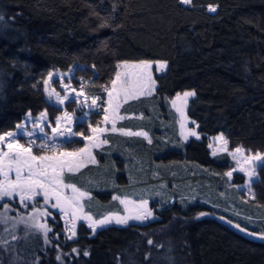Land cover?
<instances>
[{"label": "trees", "instance_id": "16d2710c", "mask_svg": "<svg viewBox=\"0 0 264 264\" xmlns=\"http://www.w3.org/2000/svg\"><path fill=\"white\" fill-rule=\"evenodd\" d=\"M140 60H163L168 67L161 74L154 71L158 86L152 96L122 106L123 113L142 117L131 125L121 122V127L153 135L151 143L135 137L125 145L129 151L145 155L159 168L185 161L218 176L234 163L227 154L210 155L208 136L224 134L231 144L264 150V0H0V133L14 130L28 112L47 110L53 123L62 108L45 99L44 80L53 69L78 65L74 82L86 80V92L100 98L98 109L74 125V132L88 137L103 121L104 89L112 87L118 64ZM184 91L195 92L187 115L202 137L191 138L183 149L160 147L157 118L167 119L166 112H174L168 107L170 98ZM74 107L66 105L70 111ZM121 138L110 134L109 145L95 151L96 165L64 175L65 181L91 193L85 206L96 218L121 212L113 195L131 186L128 161L114 150L124 149ZM84 145L83 138L73 137L60 149ZM258 175L252 201L264 208V167ZM243 180L239 174L234 178L236 183ZM181 196L152 201L159 218L145 224L110 225L91 236L80 223L78 237L65 244L52 233L48 244L40 234L19 236L5 260L9 263L13 252L19 258L15 264H264V238L235 227L264 236V215L251 214L255 219L249 220L256 223L251 225L200 199ZM49 220L58 232L62 225ZM1 232L0 227V238Z\"/></svg>", "mask_w": 264, "mask_h": 264}, {"label": "rangeland", "instance_id": "374dc122", "mask_svg": "<svg viewBox=\"0 0 264 264\" xmlns=\"http://www.w3.org/2000/svg\"><path fill=\"white\" fill-rule=\"evenodd\" d=\"M142 61L151 62L152 67L148 71L150 72L151 80L154 81V83L146 78L147 74H145L142 67H140ZM160 63H165L166 68L160 70ZM78 67L80 66L73 65L67 71L53 69L44 80L45 99L47 102L62 108L61 113L58 114L53 120L54 122L51 123V127L48 126V123L51 121L47 110H41L35 115L28 112L23 120L17 124L14 130L0 133V135H5L8 132L16 133L15 138L26 148L30 147L33 155H43L48 157L55 156L57 159L61 160L73 159L71 157H64L62 153L78 152L80 149L61 150L60 145L64 141H67L65 137L61 136L56 138L55 152L49 151L48 148L41 149L38 145L43 143L46 139L51 143V140L55 135L52 133L51 128L56 127L55 121L58 118L60 119L59 131H63L67 126L74 132V125L77 121L88 119L90 114L98 109L100 98L96 100L95 104H93V98L98 96L86 92L85 87L88 82L82 78H77V81H79L78 84L74 82L75 71ZM167 67L168 63L163 60L120 62L118 64L120 78L117 80L116 75L114 80L116 81L115 88L119 90L122 85L126 87L129 93L127 100L123 99V93L120 98H117L116 92H113L112 104L109 105L107 103V93L106 108L108 111L106 114L108 115V120L105 121L103 118L101 124L93 127L97 128V132L93 133V128H91L89 135L98 137V139L89 140L82 135L74 136L85 140V145L81 149H87L90 151L96 162H91L87 151L80 153L75 159L83 161L84 166L75 169L72 172H68L67 169H65L63 172V180L66 173L78 172L88 165H96L98 160L95 151L98 149L102 150L109 145L110 134L123 135L124 138L121 139H123L124 149L119 146V148L116 147L114 150L117 154L123 156L128 161V163L125 164V167H129L130 169L128 171L131 186L127 187V190L113 195V199L120 203L122 211L105 212L102 217H94L92 213L86 210L85 206V202L91 199V193L88 190L78 187L76 184L74 185L80 191L86 192L87 195L80 198L78 202L71 201V197L73 196L72 189L70 187L64 188L63 198H66L68 203H64V199H62V203L67 209V215L62 213L58 208L52 207V204L55 203V197L50 198L49 202L45 203L43 196H36L32 201L26 200L24 204L19 202L18 197H13L11 199L5 198L0 201V205H6V207L0 206V227L2 228V235L0 238V264H15V262L19 261V258L13 252V254L11 253L9 255L10 262L8 263L7 260H5L8 257V253L11 252L10 249L12 247L14 248L19 236L25 237L27 235L40 234L45 241L47 240L49 243H52L50 241V235L52 233L57 240H60L62 244H65L66 241H71L78 237L77 230L80 223H84L87 226L91 236L95 235L101 228L110 225L125 226L131 223L145 224L159 218L154 212V208H151L150 206L152 201L155 202L156 200H159L160 202L157 201L158 203H164L177 194L182 195L180 199L184 196L190 201L200 199L201 201L209 203L212 207H217L216 209L235 215L239 219H244V221H251V225H256L254 220H249L255 219L250 215H264V208L258 207L252 201L255 196L253 183L259 179L258 169L260 165L264 163V159L254 160L253 157L257 154L264 157V150L252 151L250 148H246L241 144H231L227 136L224 134L208 136V149L210 155L212 157L223 158V155L227 154L234 163L233 167L226 173L216 176L215 172L211 170L185 161L173 163L169 166L164 165L159 168V163L148 161L145 155L131 152L125 146L127 143H133L134 141L132 139L135 137L143 138L147 143L153 141V135L150 131L143 128L133 129V127H121V122L129 120L132 121L130 122L131 125L137 123L136 121H133L134 119L142 117V114L123 113L122 106L125 103L140 97L152 96L156 92L158 86L154 78V71L161 74L166 72ZM81 87H83L82 92ZM150 89L151 92L149 93ZM111 90H113V85L109 91ZM186 92L193 91H184L170 98L168 107L170 110L174 111V116L173 113L169 114V112H166V115H169L167 119L164 116L157 118L159 132H162L160 135L157 134V141L159 142L158 146L160 147H168L170 145L175 149H183L184 143L191 138L201 139L202 137L201 133L198 131V124L187 115V106L189 100L193 96L185 97L184 93ZM57 96L60 98L67 97V99H63V103H60ZM68 103H73L75 105L74 110L70 111L66 108ZM78 112H80V114H78ZM65 113L68 115L65 116ZM42 114L45 115L42 116ZM69 117L71 118L70 123H68ZM33 121H37V123H33ZM113 123L115 124V131L112 130ZM19 125H24L28 132L34 134L32 136L23 135L22 133L24 129L18 127ZM41 128H43V132H41ZM99 129L106 130L101 132ZM192 132H195L196 135H191ZM129 133H146L147 136L130 135ZM220 137H223V139H219ZM12 138L13 137L6 136L5 142H0V150L4 152L9 151L6 147V142ZM30 141H34V143H30ZM103 141L107 142L104 143ZM94 144H98V146L93 147ZM237 148H241L242 151L236 152L235 150ZM35 152H38V154ZM128 153L130 155H128ZM51 162L52 161H42L40 163ZM229 172L231 173V176L228 175ZM237 174L244 177V180L240 183L234 182V178ZM164 175H168L170 179L163 178ZM14 177L15 171L13 170L9 173V178L14 179ZM0 180H3L2 174H0ZM64 182L65 184L70 183L65 180ZM110 182L111 181L104 180L105 185L112 186ZM169 182L171 183L169 184ZM175 200L176 198L171 199L166 204L173 203ZM143 201H147L146 206L142 204ZM77 203L79 206H77ZM163 206L164 205H161L159 207ZM145 207L147 210L151 211L152 215L141 220L134 219L133 217L137 215H143ZM43 213L48 214L44 215ZM86 217H91V220H88ZM126 217L128 218L126 224L116 223L117 218L123 219ZM106 218H110V222L103 225L96 223L95 230L88 226L89 223L98 222ZM49 219L54 220V223H56L57 226L62 225L58 232H53V225H51ZM40 225H46V227L50 229V231H47V239L45 238V229L41 228ZM73 231L75 232V235H73ZM60 234L62 235V238L60 237ZM59 251L60 250H58V252ZM65 255L60 256V258H63Z\"/></svg>", "mask_w": 264, "mask_h": 264}, {"label": "snow or ice", "instance_id": "6c2138e0", "mask_svg": "<svg viewBox=\"0 0 264 264\" xmlns=\"http://www.w3.org/2000/svg\"><path fill=\"white\" fill-rule=\"evenodd\" d=\"M183 4H191L192 0H180ZM209 11L215 12V7H210ZM104 26V25H102ZM140 67H142L143 71L146 75V78L154 83V81L151 80V74L148 71L151 69L152 64L149 61H142ZM166 68L165 63L159 64V69L162 70ZM120 78V74L117 73V80ZM113 83V90L109 91L107 88L104 90L108 93V101L107 103L109 105L112 104L113 100V92H116V97L120 98L121 94L123 93V99L127 100L128 98V90L123 85L119 90L115 88L116 81H112ZM126 83V82H125ZM83 91V87H81V92ZM151 92V89L149 90V93ZM195 92H186L184 93L185 97L194 96ZM57 99L60 103H63V99H67V97L60 98L57 96ZM99 99V97L93 98V104L96 103V100ZM108 111L107 108H103L104 120H108V115L106 114ZM45 114H42V116ZM68 114L65 113V116ZM123 118V117H121ZM71 118H68V123H70ZM33 123H37V121H33ZM56 127H52L51 131L53 134H55L51 140V143L46 139L43 143L38 145L39 148L44 149L48 148L49 151L55 152V144H56V138L57 137H65L67 140H71L72 137L76 135H83V133L79 132H73L71 128L65 127L63 131H59L60 129V119L58 118L55 121ZM48 126L51 127V122L48 123ZM21 129H24L23 135L32 136L34 133L28 132L24 125H19ZM106 129H99V131L103 132ZM113 131H115V124L113 123ZM43 128H41V132H43ZM93 133L97 132V128L92 129ZM130 135H144L147 136L146 133H129ZM47 135V134H45ZM191 135H196L195 132H192ZM7 137H13L11 140H8L6 142V147L9 151L4 152L0 150V174L3 175V180H0V201L4 200L5 198H13L18 197L19 202L21 204H24V202L32 201L34 197L36 196H43L44 202L48 203L50 198L55 197V203L52 204V207L58 208L62 213L67 215V209L64 207V204L62 203V199H64V203H68V200L66 198H63V189L70 187L73 192V196L71 197V201L78 202L80 198L87 195L86 192L80 191L74 184L68 183L65 184L63 180V172L65 169H67L68 172H72L75 169H78L82 166H84L83 161L75 159L77 156H79L80 153H83L85 151L88 152V157L91 160L92 163H95V158L91 155V152L87 149H80L78 152H65L62 153L64 157H71L73 159H57L55 156L48 157L43 155H33L31 152L30 147H25L24 145L19 143V140L15 138L16 133L8 132L5 135H0V142H5V139ZM199 138V137H197ZM86 139L92 140V139H98V137L89 136L86 137ZM219 139H223V137H220ZM106 143L107 141H103ZM151 141H149L150 143ZM30 143H34V141H30ZM98 146V144H94L93 147ZM236 152H241V148H237L235 150ZM26 154V155H25ZM254 160H261L264 159V157H261L260 154H257L255 157H253ZM47 162L52 161L51 163H40V162ZM260 167H264V164L260 165ZM15 171V177L14 179L9 178V173L12 171ZM229 176H231V173H228ZM123 203V201H122ZM142 204L144 206L147 205V201H143ZM6 207V205H0ZM27 206V205H25ZM77 206L78 203H77ZM44 215H47L48 213H43ZM75 214V213H74ZM151 211L147 210L145 207L143 215H137L133 217L134 219L141 220L145 219L148 216H151ZM201 216L206 215V213H200ZM88 220H91V217H86ZM127 217L126 218H117L116 223L118 224H126L127 223ZM107 222H110V218H106L104 220H100L98 222L89 223V227L93 228L95 230V224L99 223L100 225H103ZM229 223H231L229 221ZM41 228L45 229V238L47 239V231H50L46 227V225H40ZM240 231H245L244 228H241L240 225H235ZM251 235V233H249ZM73 235H75V232L73 231ZM261 238H264L262 236ZM151 243V241H149ZM75 251V249H74ZM87 255V253H84ZM59 259V257H58Z\"/></svg>", "mask_w": 264, "mask_h": 264}, {"label": "water", "instance_id": "95a60500", "mask_svg": "<svg viewBox=\"0 0 264 264\" xmlns=\"http://www.w3.org/2000/svg\"><path fill=\"white\" fill-rule=\"evenodd\" d=\"M244 229H245V231H243V233H245V234H247L248 236H251V237H253V238H255V239H260V238L263 236L262 234H260V233H258V232L250 231V230H248V229H246V228H244ZM249 233H251V235H250Z\"/></svg>", "mask_w": 264, "mask_h": 264}]
</instances>
